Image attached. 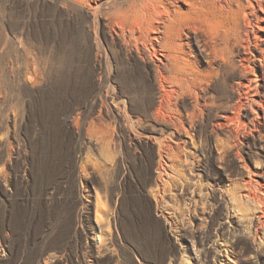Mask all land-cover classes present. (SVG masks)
Here are the masks:
<instances>
[{"label":"rangeland","instance_id":"1","mask_svg":"<svg viewBox=\"0 0 264 264\" xmlns=\"http://www.w3.org/2000/svg\"><path fill=\"white\" fill-rule=\"evenodd\" d=\"M78 2L0 0V264H264V142L223 152L188 95L154 120L151 64Z\"/></svg>","mask_w":264,"mask_h":264},{"label":"bare ground","instance_id":"2","mask_svg":"<svg viewBox=\"0 0 264 264\" xmlns=\"http://www.w3.org/2000/svg\"><path fill=\"white\" fill-rule=\"evenodd\" d=\"M76 1L94 23L104 25L103 17L110 30H120L125 49L151 64L154 120L173 125L176 97L188 95L193 108L182 122L190 123V117L214 110L213 125L228 131L216 139L222 151L239 149L249 136L264 142V0ZM11 48L21 71V31L12 37L0 36V55ZM231 75L235 80L228 84V98L210 90ZM245 166L249 172L246 195L260 199L264 166L256 161L254 167Z\"/></svg>","mask_w":264,"mask_h":264}]
</instances>
